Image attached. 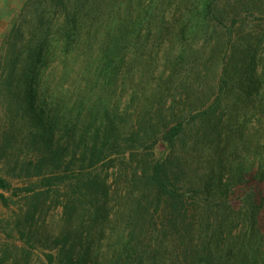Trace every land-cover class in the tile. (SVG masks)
<instances>
[{"label":"rangeland","instance_id":"obj_1","mask_svg":"<svg viewBox=\"0 0 264 264\" xmlns=\"http://www.w3.org/2000/svg\"><path fill=\"white\" fill-rule=\"evenodd\" d=\"M26 1L0 0V49ZM127 1L122 15L135 17L147 9L149 0ZM195 2L159 0L157 12L166 13L168 21L179 27L163 25L159 32L161 20L145 27L149 40H144V50L136 52L138 61L129 67L133 71L116 93L131 106V118L124 123L127 134L143 112L154 118L150 125L155 131L161 129L160 120L173 113L189 124L174 150L160 139L149 152L156 161L176 162L177 185L185 203L179 214L172 204L161 205L149 237L154 244L160 237L161 243L150 264H203L196 261L209 236L216 261L264 264V0H217L216 16L191 28L192 35L188 29L183 42L176 33L188 21ZM67 83L63 78L46 95L64 88L67 100L72 92ZM172 103L175 112L169 110ZM212 106V122L206 128L199 120L194 122ZM5 108L1 97L0 149L10 151L0 163V177L10 189L0 190L7 202L0 198V264H48L46 255L57 253L63 238L74 236H80L85 246L92 243L94 258L101 264H121L136 218L133 175L149 162L145 151L137 148L134 159L129 154L114 156L119 158L115 169L100 167L101 175L109 170L111 193L102 223L93 224L94 210L70 204L75 188L50 189L42 176L31 172L29 178L16 171L14 156L21 134ZM141 127L153 134L149 125ZM140 143L150 147L145 140ZM145 185L139 184L138 191H147ZM28 188L34 192L26 193Z\"/></svg>","mask_w":264,"mask_h":264},{"label":"trees","instance_id":"obj_2","mask_svg":"<svg viewBox=\"0 0 264 264\" xmlns=\"http://www.w3.org/2000/svg\"><path fill=\"white\" fill-rule=\"evenodd\" d=\"M127 3V0H27L0 49V96L6 103L7 118L21 134L14 156L16 171L26 173L29 178L33 177L31 172L42 176L50 189L75 188L69 202L94 210L93 224L102 223L111 193L109 170L104 176L99 173L100 167L115 169L113 166L121 156L129 154L134 159L137 148L145 151L149 162L133 175L136 218L129 227L130 241L121 264H150L156 257V245L159 247L161 243L160 237L155 244L153 237L149 240L153 235L152 221L156 220L161 205L170 203L179 214L185 203L177 185L176 162L168 158L156 161L149 152L160 139L174 150L189 124L173 113L170 118L161 119V129L155 131L150 125L154 118L143 112L136 115L132 133H126L124 123L131 118V106H125L116 93L133 71L129 67L138 61L136 52L144 50L143 42L149 40L145 38L149 33L145 27L159 20V32L164 27L175 30L179 27L168 21L166 13L160 16L157 12L159 0L147 1V9L135 17L122 15ZM216 6L217 0H196L188 21L180 26L182 29L176 36L180 40L179 35L184 37L186 42V31L190 29L192 35L191 28L209 23L216 16ZM226 76L225 71L224 82ZM63 78L68 81L67 91L72 90L69 98L65 100L64 88L63 93L56 90L53 95H46L53 86L61 85ZM246 79L254 82L252 76ZM169 107L175 112L174 103ZM213 108L194 117V122L199 120L206 128L212 122ZM142 124L149 125L153 134L143 129ZM142 140L150 147L140 143ZM1 148L0 163L6 161L10 151ZM143 183L148 186L145 185L147 191H138ZM9 189L8 182L0 177V190ZM32 192V188L26 190L28 194ZM0 198L6 205L5 198ZM209 238L202 245L196 263L239 264L229 259L216 261ZM62 241L64 244L57 253L46 255L48 264H101L94 258L92 243L85 246L80 236L65 237Z\"/></svg>","mask_w":264,"mask_h":264}]
</instances>
